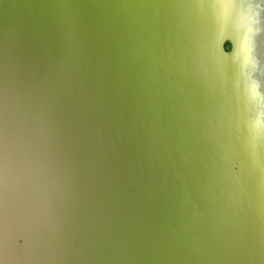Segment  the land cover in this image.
Listing matches in <instances>:
<instances>
[{"label": "water", "instance_id": "obj_1", "mask_svg": "<svg viewBox=\"0 0 264 264\" xmlns=\"http://www.w3.org/2000/svg\"><path fill=\"white\" fill-rule=\"evenodd\" d=\"M226 1L0 0V264H264V0Z\"/></svg>", "mask_w": 264, "mask_h": 264}, {"label": "bare ground", "instance_id": "obj_2", "mask_svg": "<svg viewBox=\"0 0 264 264\" xmlns=\"http://www.w3.org/2000/svg\"><path fill=\"white\" fill-rule=\"evenodd\" d=\"M226 1V0H225ZM233 0H227L226 3H225V6H231L233 5L232 2ZM255 2V1H254ZM262 5V6H261ZM259 4L257 6V8H254V10L250 13L249 16H247L246 13H244L245 15L241 16L240 19H245V20H249L251 19V21H254L253 23H255L254 25L252 24V36L253 37H256V38H259V37H262L264 38V1L262 4ZM239 19V22L242 23L243 21L241 20L240 21ZM236 24H239V22L237 20H235ZM249 29L251 28V25H248ZM238 29L239 26L236 25L235 26V29ZM234 33L237 34V38H239V33L238 31H235ZM249 33V32H248ZM248 35V34H247ZM249 40L247 39V36H246V39L244 37V39H242L241 43H242V47H243V50H244V53L245 51L247 50V47L251 46V51L254 50V48H256V44L255 42H251L250 43L248 42ZM263 43H261L260 45H262ZM264 47V46H263ZM246 48V49H245ZM250 51V53H251Z\"/></svg>", "mask_w": 264, "mask_h": 264}, {"label": "rangeland", "instance_id": "obj_3", "mask_svg": "<svg viewBox=\"0 0 264 264\" xmlns=\"http://www.w3.org/2000/svg\"><path fill=\"white\" fill-rule=\"evenodd\" d=\"M231 45L228 39H225L223 42V49L225 51H230Z\"/></svg>", "mask_w": 264, "mask_h": 264}]
</instances>
